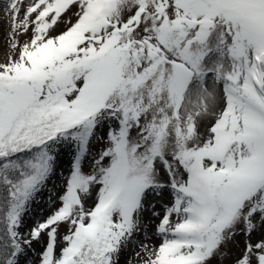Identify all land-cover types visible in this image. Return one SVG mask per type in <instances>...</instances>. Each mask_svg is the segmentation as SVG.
<instances>
[{
    "label": "snow or ice",
    "instance_id": "6c2138e0",
    "mask_svg": "<svg viewBox=\"0 0 264 264\" xmlns=\"http://www.w3.org/2000/svg\"><path fill=\"white\" fill-rule=\"evenodd\" d=\"M0 21V264H264V0Z\"/></svg>",
    "mask_w": 264,
    "mask_h": 264
},
{
    "label": "rangeland",
    "instance_id": "374dc122",
    "mask_svg": "<svg viewBox=\"0 0 264 264\" xmlns=\"http://www.w3.org/2000/svg\"><path fill=\"white\" fill-rule=\"evenodd\" d=\"M3 7H4V0H0V15H2ZM2 32H3V23H2V26H0L1 35H2ZM0 38H2V36Z\"/></svg>",
    "mask_w": 264,
    "mask_h": 264
},
{
    "label": "bare ground",
    "instance_id": "6f19581e",
    "mask_svg": "<svg viewBox=\"0 0 264 264\" xmlns=\"http://www.w3.org/2000/svg\"><path fill=\"white\" fill-rule=\"evenodd\" d=\"M0 26H2V21H0ZM2 35H1V33H0V37H1Z\"/></svg>",
    "mask_w": 264,
    "mask_h": 264
}]
</instances>
